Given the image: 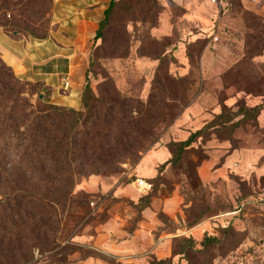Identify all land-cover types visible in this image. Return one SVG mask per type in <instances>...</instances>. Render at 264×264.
Here are the masks:
<instances>
[{
	"label": "rangeland",
	"instance_id": "obj_1",
	"mask_svg": "<svg viewBox=\"0 0 264 264\" xmlns=\"http://www.w3.org/2000/svg\"><path fill=\"white\" fill-rule=\"evenodd\" d=\"M151 1L123 0L93 63V44L89 56L96 95L118 92L132 114L116 108L112 132L101 136H120L132 156L83 177L19 247L6 245L7 232L27 227L43 205L27 198L29 174L14 175L18 191L3 174L0 264H188L174 254L185 237L203 250L192 264H264V0ZM57 7L53 0L48 37L59 27ZM200 129L159 174L168 144ZM136 178L153 179V189L141 191ZM210 236L223 242L204 248Z\"/></svg>",
	"mask_w": 264,
	"mask_h": 264
},
{
	"label": "trees",
	"instance_id": "obj_2",
	"mask_svg": "<svg viewBox=\"0 0 264 264\" xmlns=\"http://www.w3.org/2000/svg\"><path fill=\"white\" fill-rule=\"evenodd\" d=\"M145 1L152 3L151 0ZM122 2L110 0L95 32L91 63L115 12L121 14L119 10L123 6ZM52 4L53 0H0V27L11 35L46 39ZM253 18L251 20L255 22ZM91 73L90 65L81 96L84 109L76 110L47 101L51 93L48 86L43 82L20 79L0 57V183L2 175L6 174L5 182L9 180L12 189L20 190L19 179H15L14 175L22 170L21 175L29 174L34 179L33 188L27 192L28 200L38 203L39 207L43 205L27 227L20 223L7 232V246L23 245L24 235L43 226L50 217L49 211H54L56 206L73 198V189L83 177L95 174L99 169L108 170L118 166L125 158L132 156L130 145L122 141L120 136L114 141L101 136L102 132H112L111 118L116 108L119 113H124L123 117H132V114L124 109V100L116 101L114 96L119 97L118 92L114 91L108 98L97 96L91 86ZM35 94L43 97L33 102ZM127 125L115 127L117 133L123 135ZM202 132L203 129H200L192 133L185 141L170 142L168 148L171 155L159 166V174L175 165L181 159L179 152H184ZM148 182L153 189L154 180L149 179ZM2 233L5 232H0V243L4 239ZM180 242V249L174 247V254L181 255L188 264H192L193 253H203V250L194 248L190 237L182 238ZM222 242L219 237L210 236L204 239L202 246L215 247ZM94 256L109 259L101 254ZM109 261L115 263L113 259ZM152 264L174 262L172 258H167L155 260Z\"/></svg>",
	"mask_w": 264,
	"mask_h": 264
},
{
	"label": "crops",
	"instance_id": "obj_3",
	"mask_svg": "<svg viewBox=\"0 0 264 264\" xmlns=\"http://www.w3.org/2000/svg\"><path fill=\"white\" fill-rule=\"evenodd\" d=\"M58 29L46 39L7 33L0 27V57L22 80L43 82L50 102L82 109L83 80L95 32L110 0H56ZM70 82L62 94L63 79Z\"/></svg>",
	"mask_w": 264,
	"mask_h": 264
},
{
	"label": "built area",
	"instance_id": "obj_4",
	"mask_svg": "<svg viewBox=\"0 0 264 264\" xmlns=\"http://www.w3.org/2000/svg\"><path fill=\"white\" fill-rule=\"evenodd\" d=\"M210 2H212V3H216L217 2V0H209ZM63 82H64V88L66 89V88H68L69 87V85H70V82H69V80L67 79V78H64L63 79ZM135 183L137 184V186H138V188L141 190V191H144V192H147V191H149V189L151 188L150 187V183H148V182H146L144 179H136V181H135ZM92 204H94L93 202H92Z\"/></svg>",
	"mask_w": 264,
	"mask_h": 264
},
{
	"label": "water",
	"instance_id": "obj_5",
	"mask_svg": "<svg viewBox=\"0 0 264 264\" xmlns=\"http://www.w3.org/2000/svg\"><path fill=\"white\" fill-rule=\"evenodd\" d=\"M40 97H42V95H40Z\"/></svg>",
	"mask_w": 264,
	"mask_h": 264
}]
</instances>
